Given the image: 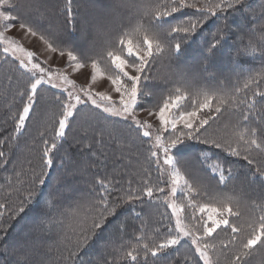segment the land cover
I'll use <instances>...</instances> for the list:
<instances>
[{
	"label": "trees",
	"instance_id": "16d2710c",
	"mask_svg": "<svg viewBox=\"0 0 264 264\" xmlns=\"http://www.w3.org/2000/svg\"><path fill=\"white\" fill-rule=\"evenodd\" d=\"M61 2L62 0H51L50 3H41L38 0H30L31 7L17 5L15 11L11 8L7 11L11 15L19 14L27 21L39 20L43 13L46 17L52 18L55 25L59 17L54 16V13ZM79 2L81 20L86 19L92 25L106 27L116 15H119L125 25L130 20H134L135 5L139 0H123L127 7H117L119 0H79ZM216 2L219 0H199V4ZM199 4L197 8H183L180 12L164 19L173 25L181 21L198 19L201 15ZM221 7L223 10H219L215 15L205 12L204 21L196 32L172 33L167 37L166 44L174 45L180 42L182 50L172 56L158 55L150 64L146 73L149 78L142 81L145 85L144 92L148 93L140 99L143 108L157 109L162 106L170 90L181 83L182 73L195 75L194 81L187 85L189 91L192 84H195L210 93L234 95L237 102L252 97L255 91H264V55L260 51L264 48L263 1L243 0L242 5L229 8L225 3ZM94 11L101 14L97 12L93 14ZM44 23L47 26V21ZM93 31L94 28L90 27L88 39H91ZM70 38L80 41L81 36L79 33H72ZM217 39L219 45L216 55L205 59L207 48L215 44ZM81 46L86 48L87 42L82 40ZM183 65L189 66L190 71H184ZM223 65L226 68H223ZM178 66L179 70L176 69ZM10 67L15 65L0 63V76L10 79L12 89V92L4 88L3 92L0 91L2 94L0 95V151L5 153L4 159L7 161L0 167V205H3L0 208V212H3L0 224L5 222L8 224L7 234L0 230V235L4 236V240L0 241V264H18V261L23 260L21 253L25 250L14 251L17 246L14 244L16 240L14 238L25 233H30L32 240L28 246L30 264H128L127 261L119 259L122 255L120 249L127 248L128 242L140 234L139 229L143 228L148 237H154L159 230L162 238L166 232L165 226H173L174 221L165 203V194L156 193L153 198L144 197L143 202L122 206L118 209V215L109 217L107 226L102 231L97 230L79 250H77V242L86 234L83 228L91 225V217L102 211L96 206L101 192L97 180H112L115 184V191L108 197L110 204L119 203L120 197L129 192V181L132 190L143 188V181H150L151 186L159 185L162 188V180L159 183L153 163L149 161L151 144L134 125L129 127V121L116 117H108L105 120L107 114L102 112L95 120L83 117L80 119L83 120V124L79 126L78 137L68 138L70 133L67 135V140L61 142L57 165L63 162V167L50 169L45 184L35 183V174L40 171L43 141L50 139L54 133L49 132L42 136L46 123L39 129L37 125L40 122H38L37 129L34 130L28 128L29 121L26 122L22 134L15 132L13 117L22 109L17 88H22L26 81H18L19 73L8 72L7 69ZM105 69L106 66L101 64V70L108 74ZM253 77L256 83L251 84L249 89H244V82ZM45 87L49 90L42 93L43 98L34 118L41 116L43 120L47 116L46 122H52L53 119L59 118L60 113L53 93L56 96L61 93L59 90L51 89L50 86ZM236 89L241 90L237 92ZM143 102L147 105H143ZM185 103L192 105L190 100H186ZM96 111L100 112V110ZM241 111L250 115L249 121L242 120ZM88 123L94 124L99 129L87 126ZM238 123L241 129L255 128L258 135L264 131V97H255V106L250 112L244 104H239L238 108L222 111L203 135L231 141L234 139L233 129ZM85 129H91L92 134L80 133ZM110 132L114 134H109ZM117 133H120V136H117ZM73 143H77L76 148L73 147ZM84 146L87 149L81 151ZM80 154H85V158L81 159ZM179 154L180 165L187 175L199 176L205 182L206 186L201 191L203 190L202 192L207 196L200 197L203 204H212L218 194L228 193L238 198V206L234 205L233 210L238 214H242L244 210L247 212L243 220L234 218L241 224L234 223L247 227L249 222L261 215V208L258 205H264V176L257 169L264 168V154L253 153L254 163L249 164L242 157L227 156V153L221 149L212 148L196 140L186 142L180 148ZM185 155L188 156L187 159ZM204 157L208 159L204 160ZM225 158L229 161L225 169L231 168L233 174L226 185L218 184V173L214 177L209 169L211 163L222 162ZM145 170L148 172L147 176L144 174ZM30 191L35 192V197L25 204V213L13 216L21 203L27 200ZM68 194H71L72 198H68ZM42 199L43 206L39 205ZM78 204L81 207L78 208ZM133 208L135 212L132 211ZM60 212L67 216L60 215ZM9 217L12 219L9 220ZM85 217H87V225H82L81 220ZM122 222L126 225V230L120 228ZM35 229L40 230L39 235L35 233ZM230 236L229 233L226 236L222 235L219 242L228 243ZM219 242L217 250L221 254L217 253V255L221 264H227L234 249L230 251L222 248ZM187 251V245L178 246V250H167L163 253L161 259L149 256V260H154L155 264H185ZM71 252H76V255L69 260ZM246 260L248 264H264V248L257 245L253 254L246 257ZM140 264H143V258Z\"/></svg>",
	"mask_w": 264,
	"mask_h": 264
},
{
	"label": "snow or ice",
	"instance_id": "6c2138e0",
	"mask_svg": "<svg viewBox=\"0 0 264 264\" xmlns=\"http://www.w3.org/2000/svg\"><path fill=\"white\" fill-rule=\"evenodd\" d=\"M227 4L229 8L242 5L243 0H219L216 3L199 4V0H139L135 5V19L125 25L121 22L119 15L113 16L106 27L92 25L88 20L80 19L79 0H62L54 16H58L55 25L50 17L41 13L39 20L27 21L17 15H11L7 9L15 11L16 6L31 7L30 0H0V63L15 65L7 69L8 72H17V80H25L22 88H17V94L22 103V109L13 117L15 132L22 134L26 122L30 121L32 115L39 105L42 93L51 89H59L61 95L53 93L56 104L60 108L59 118L56 121L58 127L54 129V135L43 141V148L40 154V171L35 174V183L43 185L50 169L63 167V162L57 165V156L61 142L67 140V131H71L76 122L87 117L95 120L100 113L107 114L104 117H118L124 121H130L129 127L133 125L142 129L143 137L153 135L152 125L147 120L138 119V111H146L149 116L153 115L150 109L143 108L140 99L147 95L144 92L146 81L149 77L146 74L150 64L156 56L168 54L172 56L175 52L182 50L180 42L174 45L167 43L166 39L172 33L190 34L196 32L198 26L204 21L205 12L215 15L223 10L221 5ZM201 15L198 19L181 21L173 25L165 17H171L174 13L180 12L183 8H197ZM117 7H127L123 0H119ZM12 21L19 22V29L31 37L39 36V39L46 46L47 50L53 53L58 52L62 58L66 57V67L71 73L79 74L82 69L90 66V82L77 84L71 73L61 68L48 66V61H40L33 51L27 50L18 41L5 35L15 25ZM44 21H47L45 26ZM90 27L94 28L91 39H88ZM79 33L82 40L87 42V47L81 46L79 41L72 40L71 34ZM214 39H216L214 37ZM219 40L207 48L205 59L214 57L217 53ZM255 49H253V52ZM264 55V48L260 49ZM101 64L106 66L108 72L106 79L111 84L113 95L104 91H97L94 87L98 75L104 78L105 73L101 71ZM195 75L182 73L181 83H178L170 90L167 99L162 106L158 107L155 116L160 127L156 129L155 138L149 148V161L157 165V170L167 174L165 183L169 186V192L165 196V203L171 208L176 216L174 226H165L166 232L160 238L159 230L154 237H148L143 228L139 229V235L129 241L127 248H121V261L128 264H155L150 261L152 258L161 259L162 254L167 250H178L179 247L188 246L185 254V264H220V257L214 255L218 245L215 242L219 232L230 230L231 236L228 243L220 241L222 248L230 251L234 249L227 264H248L246 257L253 254L254 248L259 245L264 248V205L261 208V215L247 224V227L238 225L230 220V217H238L233 211V206H238V198L228 194H218L212 204L194 203V193L204 188L205 182L199 176L188 177L182 173L179 165L181 159L179 150L186 142L196 140L201 144L210 145L212 148L221 149L230 157H242L249 164L254 163L252 154H264V131L258 135L255 128H240L239 123L233 129L234 139L231 141L217 139L208 135V127L212 121L218 118L222 111L228 108H238L239 104L246 105L250 112L255 106V97H264V91H255L252 97L236 101L234 95L227 93L217 94L209 92L202 87L192 84L189 91L187 85L194 81ZM255 78H249L244 82L243 88L249 89L255 84ZM236 89L235 91H240ZM190 100L192 109L190 111L180 110L181 105ZM96 110H100L97 112ZM243 121H249L250 115L241 111ZM43 136L44 133H41ZM90 146V145H89ZM175 150V151H173ZM162 155V160H161ZM5 153L0 151V167L7 163L4 159ZM197 159H200L197 157ZM208 157H204L207 160ZM229 161L225 158L222 162L217 161L209 165L211 173H218L217 183L225 184L232 178V169H225ZM161 164L164 166L161 168ZM258 172L264 176V168H258ZM145 176L148 175L145 170ZM57 183L60 181L58 179ZM101 192L97 207L102 211L91 217V225L83 228L85 235L77 242V250L88 242L97 230H103L109 223V217L118 215V209L124 205H135L136 202H143L144 197L153 198L156 193H164L159 185L151 186L150 181H143L144 187L139 190H132L129 181V192L120 197L119 203L109 202V195L115 191V184L112 180H97ZM181 193L188 198V206L192 208V222L185 223L180 216L183 207L177 206L169 197H175ZM35 192L30 191L27 200L14 211L13 216L25 213V204L33 200ZM47 207V202L45 204ZM3 205H0L2 208ZM77 207H81L80 204ZM135 212V209H132ZM201 215L196 216V212ZM138 215V214H137ZM0 219H3V212H0ZM9 220L12 217L8 218ZM82 225H87V217L81 220ZM126 230L123 222L120 225ZM0 230L7 234V222L0 224ZM219 230V232H218ZM39 235V229L34 230ZM159 239V242H157ZM4 236L0 235V241ZM32 243L30 233H25L17 238L18 247L14 251L22 252L23 260L18 264H30L28 260V246ZM76 252H71L68 259L75 257Z\"/></svg>",
	"mask_w": 264,
	"mask_h": 264
},
{
	"label": "rangeland",
	"instance_id": "374dc122",
	"mask_svg": "<svg viewBox=\"0 0 264 264\" xmlns=\"http://www.w3.org/2000/svg\"><path fill=\"white\" fill-rule=\"evenodd\" d=\"M38 1L41 2V3H50L51 2V0H38ZM262 1L264 3V0H262ZM96 12L97 11H94L93 14H95ZM97 14H101V12H97ZM93 17H94V15L92 16V18ZM2 23H6V22L0 21V24H2ZM11 23H13L15 26L12 27L9 31H7L5 33L6 36H8V37H10V38L18 41L27 50L33 51L36 54V57L40 61L47 60L48 61V66H51L53 68L65 69L66 71H68L69 73H71V70L66 67V57L65 58H62V57L59 56V53L58 52L53 53V52L48 51L47 48H46V46L39 39V36H37V37H31V36L25 35L24 32H23V30L19 29V22L12 21ZM73 37H74V35H73ZM79 42H80V44H82V39H80ZM223 68H226V66L223 65ZM176 69L179 70L180 67L178 66V67H176ZM182 69L184 71H187V72L190 71L189 70L190 67L187 66V65H183V68ZM90 73H91V68H90V66H87L84 69H82L79 74H77V73H71V75H72V78H74L77 81V84L79 85V84L85 83L86 81L87 82H90ZM215 73L217 74V72H215ZM106 76H107L106 73L104 75V78H101V76L98 75L97 81H96L94 87H95V89L97 91L108 92L109 94L113 95L114 98H115L116 97V94L111 91V87L112 86H111L110 82L106 79ZM0 81H1L0 82L1 83V89H0V91L4 88V90L10 89V91L12 92V89L10 87L11 82H10V79L8 77H2V76H0ZM4 90H2L1 92H3ZM56 90H59V89H56ZM0 95H2V94L0 93ZM143 105H147V103L143 102ZM145 108L146 109H150L153 112V115L152 116H149L146 111H142L141 110V111H138V117L137 118L138 119H142V120H147L148 123L152 125L151 131H152L153 135L151 137H146L148 139V142L150 144H152V142H153V140L155 138L156 129L160 127L159 121H158V119L155 116V112L158 111V108L157 109H151L150 107H145ZM38 109H39V106H37V108L35 110V114L38 111ZM191 109H192V105H187L184 102L181 105V109L180 110L190 111ZM35 114L32 115V117H31V119H30V121L28 123V128H30V129L31 128H34V130H36L37 129L36 128V125H37L38 122H40V123H38L37 127L39 129H41L44 126V124L46 123L45 126H44V134L45 133H49V132H53L54 133V129L56 127H58V124L56 123V121L58 120V118L53 119L52 122H46L47 121V116H45L44 119L42 120V117L41 116H36L34 118ZM116 118H118V117H116ZM81 124H83V120H80L79 119L76 122V124H74L72 126L71 131H67L66 130L67 135H69L71 133V135L68 138H72V137L73 138H77L78 137V135H79V126ZM90 124L91 123H88L87 126H93L97 130L99 129L94 124H91V125ZM100 130L102 132L104 131L103 128H100ZM139 130L141 132L143 131L142 129H139ZM92 132L93 131L91 129H85L84 132L80 131V133H84L85 135H90V134H92ZM104 133H106V132L104 131ZM109 134H114V132H110ZM204 134H206V133H204ZM117 136H120V133H117ZM45 137L47 138L48 136H45ZM72 145H73V147L76 148L77 143H73ZM84 147L85 148H82L81 151H83L84 149H87L86 146H84ZM84 155H81L80 154V158L81 159H84L85 158ZM86 156H87V154H86ZM179 157H180V154H179ZM187 158H188V156L185 155V159H187ZM161 160H162V155H161ZM152 166L154 167V170H155V173H156L157 178L159 180V183L162 180L161 185H163L162 188L164 189V193H162V195L165 194V196H166L168 194V192H169V186L165 183V181L168 179L167 174L164 173V172H162V171H158L157 170V165L155 163H153ZM163 167L164 166L161 164V168H163ZM179 167L181 168L182 173H184L186 176H188L187 175V172L181 167V165H179ZM201 189L199 190V194L198 195L194 193V199H193V202L194 203L203 204L200 201V197H201V195L202 196H207V195L205 193H203L202 192L203 190L201 191ZM68 198H72L71 194H68ZM169 199L173 203L177 204L178 208L179 207H183L184 210L182 212H180V216L184 220L185 223H191L192 222V208H190L188 206V198L185 195L181 194V193H177V195L175 197H169ZM67 200H69V199H67ZM42 204H43V199L41 200V202L39 203V205H42ZM169 209H170V213H171L172 219H173L174 224H175L176 216L173 215L172 210H171L170 207H169ZM233 211L234 212H237L235 210H233ZM43 212H45V210H43ZM64 214L65 213L60 212V215H64ZM65 215L67 216V214H65ZM200 215L201 214L197 211L196 212V216L199 217ZM246 215H247V212L244 210L242 214H238V217L237 218L239 220H243ZM234 218L235 217H230V220L232 222H236V223L241 224V222L235 220ZM174 224H173V226H174ZM218 232H219V230H218ZM227 233L231 234L230 233V230H227L226 232H224V234L222 232H219V235L218 236L216 234H213L214 237H216V241L215 242L217 243V245H218V242L221 239L222 235H225L226 236ZM17 238L18 237H15L14 238V239H16L14 241V244H17ZM17 247H18V244H17L16 248ZM224 252H226V251H224ZM217 253H220L221 254V252L218 251V250H217V252H216L215 255H217ZM221 263L222 262L220 260V264Z\"/></svg>",
	"mask_w": 264,
	"mask_h": 264
}]
</instances>
